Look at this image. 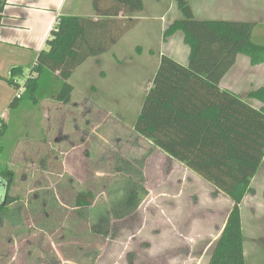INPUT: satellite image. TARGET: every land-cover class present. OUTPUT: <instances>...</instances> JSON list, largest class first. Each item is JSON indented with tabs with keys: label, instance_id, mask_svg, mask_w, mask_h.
I'll list each match as a JSON object with an SVG mask.
<instances>
[{
	"label": "rangeland",
	"instance_id": "1",
	"mask_svg": "<svg viewBox=\"0 0 264 264\" xmlns=\"http://www.w3.org/2000/svg\"><path fill=\"white\" fill-rule=\"evenodd\" d=\"M212 1L215 8L225 5L224 0H189L195 18L210 19ZM261 2L262 14L257 17L263 16L258 24H264V0ZM143 4L137 13L139 21L122 35L116 56L107 51L102 65L90 59L72 73L68 82L74 90L68 103L44 98L33 106L23 99L2 117L9 124L2 139L6 152L9 147L6 163L14 173L9 194L21 200L27 191H34L31 187L35 185L60 187L65 200L64 208L57 210L60 200L46 195L44 204H48L42 208L41 199L32 200L31 193L26 201L36 210L32 225L16 229L8 222L1 225L4 241L22 235L15 246L21 256L16 264L20 260L23 264L208 263L231 201L133 129L160 55L171 53L175 61L187 62L181 33L162 39L165 27L181 17L175 1L143 0ZM258 24L253 39L264 42L257 40L259 32L264 39V26ZM243 66L240 62L232 69L224 85L236 88L258 107V100L248 99L246 94L264 84V73L253 77L255 68ZM4 86L8 87L6 83ZM60 157L66 159L64 169ZM119 157L136 159L146 193L134 214L113 223L109 237L93 235L90 224L96 215L123 192L126 175L115 171ZM44 169L51 174L48 179L38 173ZM251 189L240 205L244 255L246 264H262L264 161ZM84 190L94 193L93 204L77 208L75 196ZM48 210L50 218L44 216ZM9 249L8 245L2 249V256L8 257Z\"/></svg>",
	"mask_w": 264,
	"mask_h": 264
},
{
	"label": "trees",
	"instance_id": "2",
	"mask_svg": "<svg viewBox=\"0 0 264 264\" xmlns=\"http://www.w3.org/2000/svg\"><path fill=\"white\" fill-rule=\"evenodd\" d=\"M180 18L163 31V39L181 31L189 48L187 64L161 54L151 85L136 116L134 131L166 155L226 195L231 208L215 240L207 264H246L240 205L252 191L251 182L264 161V86L251 90L247 98L261 102L253 106L242 96L222 88L220 82L243 54L251 65L264 62V42L253 39L256 24L247 20L197 19L189 0H174ZM7 0H0V27ZM97 18L62 14L29 69L24 91L16 94L8 110L23 99L33 106L44 98L68 103L74 86L68 82L74 70L87 59L107 52L135 26V14L143 0H93ZM259 40V39H257ZM260 40H264L263 38ZM21 76L22 68H13ZM5 78L15 90L13 78ZM0 119V227L7 221L21 227L23 202L9 194L14 173L6 163L8 150L2 143L8 128ZM136 159L119 157L115 171L122 172L123 192L90 224L93 235L109 237L113 223L134 214L146 193ZM91 190L80 191L77 208H90ZM4 200V201H3ZM4 203V204H3ZM264 264V261L263 263Z\"/></svg>",
	"mask_w": 264,
	"mask_h": 264
},
{
	"label": "crops",
	"instance_id": "3",
	"mask_svg": "<svg viewBox=\"0 0 264 264\" xmlns=\"http://www.w3.org/2000/svg\"><path fill=\"white\" fill-rule=\"evenodd\" d=\"M261 1L262 0H224L223 4L225 5L223 8H215L214 1H212L213 8H211L210 11L211 12L210 19L243 20V21L247 20V21H252L255 24H258L257 22H259L263 16L262 15L260 18L257 17L262 14ZM62 14L91 17L94 19L97 18L93 0H7L3 10L2 25L0 27V96L2 97L0 98L2 100L0 103V119L4 117L6 111L8 110L7 104L9 105L10 101L15 95V93L12 94L13 87L7 83L5 78L9 77L10 71L13 68H22L23 73L28 72V68L31 67L38 53L41 50L45 49V41L49 36L50 30L55 25L57 16ZM135 16L137 20L140 19L139 15L137 16V14H135ZM258 25L261 27L264 26V24L262 23H259ZM178 32L181 33L183 38V33L181 31ZM122 37L123 36H121V38L108 50L109 52L111 51V56H116L117 54L116 50L117 49L119 50L118 45L122 43ZM256 37L257 39L260 40L262 38L261 33L259 32V34ZM162 39H163V32H162ZM167 41H170V39H167ZM104 54L105 53L89 58L83 64L87 63L90 59H92L95 65L98 64L102 65L104 63L103 61ZM170 54L171 53H168L167 55L170 56ZM188 54H189V48L187 46V55H186L187 61H188ZM119 61L120 58L117 57L116 63H118ZM158 62L159 59H157L155 70L158 65ZM240 62H244V66H243L244 68L245 67L255 68L254 71L255 75L253 74V77L256 76V73H261V72L264 73V62L257 65H251L249 58L247 56L243 54H239L237 56L236 62L233 65V67L227 72V74L223 77V79L220 82V86L222 88L231 90L232 92L238 95H240L239 90H237L234 87L232 88L230 86L224 85V82L228 74L232 71V69H234L238 64H240ZM83 64H81L79 67H81ZM100 74H103L102 71ZM240 74H242V72ZM245 77L246 76L242 78ZM246 82L249 81H244L243 84H245ZM5 83L8 85V87L4 86ZM250 84H252L251 80L249 82V85ZM261 86H264V84L263 85L260 84L256 87L259 88ZM4 87L7 89L6 92L4 90ZM90 89L92 88L90 87ZM259 103L261 105V102ZM260 105H258V107ZM61 154L62 156L64 155L63 153ZM61 157L60 159L61 162L63 163L62 169H64L66 165V159ZM38 173H40V175L46 179H48L47 178L48 176H51L48 169L46 171L44 169L43 172H38ZM48 184H52V181L49 182ZM40 186L41 185H38L36 187L35 185V187H31V188H35L34 191L33 192L32 190L27 191V195L25 194V196L21 198L23 202L21 226L25 225L27 227H30L32 225V216L36 213L35 208L32 207L28 203V201H26V199L29 200L28 196L31 193H32L31 195H33L32 200L38 201L41 199L40 206H42V208L45 207L46 204H48V203L44 204V201L46 202L47 200V198H44V196L46 195L49 196L54 195L55 199H58V201L60 200L61 203H59L57 210H61V208L62 209L64 208L63 203L65 202V200L63 197V190L61 189L58 190L60 187H55L53 189L46 187L42 188ZM45 215L46 217L49 218L52 216L50 210L46 211L44 216ZM4 223H7V221H4ZM21 236L22 235L19 236L17 235L16 237H13V240L12 238L11 239L8 238V240L6 241L3 240L5 237L0 236V264H16V261H18L21 258V256H18L19 254L15 250V246H17V244H19L18 242H20L22 239ZM6 244L8 245L9 248L12 249V250L9 249L10 254L8 257L2 256L4 254V252H2V249H4L5 247L7 248ZM28 255L29 254H27V256ZM17 264H23V261L20 260L19 262H17Z\"/></svg>",
	"mask_w": 264,
	"mask_h": 264
},
{
	"label": "built area",
	"instance_id": "4",
	"mask_svg": "<svg viewBox=\"0 0 264 264\" xmlns=\"http://www.w3.org/2000/svg\"><path fill=\"white\" fill-rule=\"evenodd\" d=\"M54 27V26H53ZM52 27V28H53ZM9 76L12 77V74L10 73ZM29 71L26 73H22L21 76H13V82L18 84V87L15 89V94L17 96H20V94L24 91V80L28 78ZM0 166H1V153H0Z\"/></svg>",
	"mask_w": 264,
	"mask_h": 264
},
{
	"label": "water",
	"instance_id": "5",
	"mask_svg": "<svg viewBox=\"0 0 264 264\" xmlns=\"http://www.w3.org/2000/svg\"><path fill=\"white\" fill-rule=\"evenodd\" d=\"M4 201V200H3ZM4 204V203H3Z\"/></svg>",
	"mask_w": 264,
	"mask_h": 264
}]
</instances>
